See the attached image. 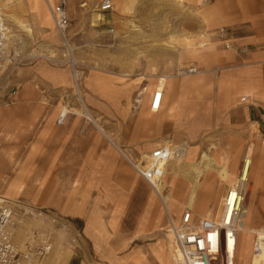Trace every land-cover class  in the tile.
I'll list each match as a JSON object with an SVG mask.
<instances>
[{"label": "rangeland", "instance_id": "obj_1", "mask_svg": "<svg viewBox=\"0 0 264 264\" xmlns=\"http://www.w3.org/2000/svg\"><path fill=\"white\" fill-rule=\"evenodd\" d=\"M33 2L40 5V0ZM43 2L47 11L43 8L42 17L47 24L42 23L31 0H0L3 15L11 13L29 28V31L22 29L5 17L7 37L0 66V198L14 206V240L24 249L33 232L48 233L53 242L49 262L72 253L73 261L83 259L85 264H168L166 219L160 198L112 151L88 118L89 112L100 125L98 112L87 100L85 78L92 70L123 75L124 82L139 87L129 104V113L137 116L141 106L134 112L133 99L143 101L145 91L155 86L158 77L187 78L186 85L193 93L195 89L190 87L195 86L198 75H219L225 68L207 71L200 68L192 76L172 77L179 65L193 66L183 63V52L195 51L194 42L186 34H180L179 16L165 15L163 8L152 9L145 1L140 4L143 13L128 16L132 20L125 21L123 29L117 32L118 46L105 48L100 41L90 40L88 32L77 31L78 23L69 19L70 57ZM91 11L95 25L102 15L96 8ZM50 49L53 51L49 52ZM35 59L67 67V83L52 90L35 80L21 81L23 71ZM72 61L80 72L78 87L84 107L73 88ZM142 87L145 90L139 95ZM65 107L71 113L58 124L56 118L61 110L66 111ZM186 141L194 152L185 144L179 145L165 162L160 180V191L170 193L166 203L174 217L184 208L199 215L219 208L224 190L235 180L247 149L252 157L249 180L252 182V174L261 169L264 188V137L257 129L233 126L221 116L219 123L201 129ZM100 161H103L101 168L96 165ZM232 163L235 166L229 170ZM175 177L181 186L179 191L170 189ZM256 186V183L247 186L243 209L247 208L251 217L245 226L264 230V190L259 193L262 204L257 205L256 201L250 208V193ZM188 201L190 207L186 206ZM28 207L42 214L33 216ZM51 216H56L60 223L52 222ZM72 233L79 235L74 249L66 244ZM249 236L242 233L244 256L240 260L237 254L236 264H247L246 254L253 238L252 234Z\"/></svg>", "mask_w": 264, "mask_h": 264}, {"label": "crops", "instance_id": "obj_2", "mask_svg": "<svg viewBox=\"0 0 264 264\" xmlns=\"http://www.w3.org/2000/svg\"><path fill=\"white\" fill-rule=\"evenodd\" d=\"M100 1L67 0L66 13L70 20H74V24L78 23L75 28L77 31L88 32L89 39L100 41L101 46L109 48L120 44L117 32L123 29L125 21L132 20L128 16L143 13L140 4L145 1L149 4L147 7L152 6V9L163 8L165 15L179 16L180 34H186L195 46V51L183 52V63H193L191 65H196L198 72L200 68L202 71L225 68L219 75H198L195 86L190 87L195 89L193 93L186 85L187 78L167 79L169 76L165 75L158 111H148L149 94L154 88L152 86L151 90L145 91L141 111L137 116H131L129 104L139 87L124 82L123 75L90 71L85 78L87 100L93 110L98 112L100 126L126 154L139 156L150 151L152 146L168 142L167 140L179 143L174 145L175 150L181 144L187 145L186 140L194 138L201 129L219 123L221 116L233 126L255 128L264 137V0H112V9L106 12L98 10ZM55 2L56 0H51L50 3ZM31 5L42 23L47 24L42 17L43 8L46 10L43 0H40L39 6H35L31 0ZM93 8L102 15V19L95 25L91 17ZM218 27L230 30V41L237 46L247 45L249 51L238 55L223 49L214 41L213 34ZM109 29L113 31L110 33ZM69 32L70 27L68 36ZM182 35L181 38H184ZM203 40L208 45L200 48L199 42ZM23 75L20 77L21 81L35 80L52 90L62 87L69 78L67 67L54 66L44 59L32 61ZM242 96H246V101H241ZM158 138L165 141L155 142ZM104 139L112 151L124 159L105 137ZM257 149L262 150V146ZM101 160L104 161L102 158ZM103 161L96 165L101 168ZM108 161L109 158L106 159V166ZM234 166L232 163L228 169L232 170ZM252 177L249 185L256 183L257 186L250 193L251 210L256 201L257 205L262 204L259 193L264 190L262 170L254 172ZM177 183V178H173L170 189L179 191L181 186ZM71 257L72 253L64 263H79L80 260L73 261ZM81 261L84 262L83 259Z\"/></svg>", "mask_w": 264, "mask_h": 264}, {"label": "built area", "instance_id": "obj_3", "mask_svg": "<svg viewBox=\"0 0 264 264\" xmlns=\"http://www.w3.org/2000/svg\"><path fill=\"white\" fill-rule=\"evenodd\" d=\"M47 8L52 16L54 27L60 36L65 48H70V39L67 34L70 20L66 13L67 0H56L51 4L45 0ZM112 0H101L98 6L100 12L110 11ZM113 30L109 29L111 33ZM215 42L223 49L235 52L238 55L246 54L249 51L247 45L237 46L230 41V30L225 27H218L213 34ZM7 37V22L5 16L0 12V66L4 60L5 41ZM208 42H199V47L203 48ZM72 66V83L75 95L79 98L84 107L78 83L80 72ZM196 65L182 68L178 66L173 72V76H189L196 74ZM158 77L152 92L148 98V110L157 112L161 103L164 88V78ZM162 78V83L160 80ZM246 96L241 97V101H246ZM142 100L135 97L131 104V109L136 112L141 106ZM66 111L59 112L56 121L63 123L66 116L71 113L67 107ZM86 118V117H85ZM174 152V145L171 142H163L139 156L132 157L121 152L120 154L130 165L134 172L150 187L159 182L163 177L165 162L170 159ZM252 164L251 153L245 152L241 159L240 168L237 171L235 180L228 185L222 198L220 206L213 212L196 214L189 208H184L180 215L175 218L166 209L164 234L168 245V254L171 264H235L237 254L242 242L243 216L242 211L247 199V177L244 169L250 171ZM242 169V173H241ZM241 173V174H240ZM29 213L33 216H40L42 212L36 208L28 207ZM52 222L60 223L56 216L49 217ZM15 224L14 206L7 200L0 198V264H62L49 262L47 259L53 252V242L50 235L37 231L30 235L27 246L21 249L14 240L12 227ZM262 229L252 233L250 244L251 253L259 254L264 243V233ZM79 235L72 233L66 240L68 248L74 249L78 246ZM68 264V263H63ZM78 264H85L79 261Z\"/></svg>", "mask_w": 264, "mask_h": 264}, {"label": "bare ground", "instance_id": "obj_4", "mask_svg": "<svg viewBox=\"0 0 264 264\" xmlns=\"http://www.w3.org/2000/svg\"><path fill=\"white\" fill-rule=\"evenodd\" d=\"M50 2H51V0H49ZM7 3L6 2H4V5H6ZM3 5V6H4ZM47 6V5H46ZM4 15H5V17L9 20V21H11L12 23H14V24H16L18 27H20V28H22V29H25V30H27V31H29V28H27L26 26H25V24H23L17 17H15L13 14H9V13H4ZM51 15V14H50ZM52 17V16H51ZM53 50L52 49H50V51L49 52H52ZM66 54H68L70 57L72 56L71 54V49L70 48H66ZM190 67V66H189ZM161 80H162V78H161ZM145 90V87H142V89H141V91L139 92V95L143 92ZM137 98V100H139L140 101V99L138 98V97H136ZM64 109V108H63ZM66 109V108H65ZM86 110V109H85ZM87 111V110H86ZM86 113V112H85ZM89 113V112H88ZM87 113V115H88V118L93 122V124H94V126L101 132V134H103L104 135V137L107 139V140H109L111 143H113L114 145H115V147L119 150V152L121 153V152H124L125 153V150H123V149H121V148H119L118 146H117V144L115 143V142H113V139L111 138V136H109V134H107L102 128H101V126L97 123V122H95V120L94 119H92V117L90 116V114H88ZM244 156V155H243ZM243 158V157H242ZM240 168V167H239ZM239 168H238V170H239ZM244 172H245V175H246V177H247V180H249V174H250V171L248 172V170L246 171L245 169H244ZM241 173H242V169H241ZM240 173V174H241ZM196 179H198L197 178V176H196ZM234 179V178H233ZM233 179L231 180V182H233ZM230 182V183H231ZM249 182V181H248ZM249 185V183L247 184V186ZM153 189L155 190V192H156V194L158 195V197L160 198V201H161V203H162V206L164 207V211H165V209L170 213V214H172L170 211H169V209H168V207H167V203H166V199H169L170 200V193L169 192H166V194H163L161 191H160V181L159 182H157V183H155L154 184V187H153ZM247 195H248V187H247ZM186 206L187 207H190L191 206V202L190 201H188V203L186 204ZM189 209H191V208H189ZM191 210H193V209H191ZM242 216H243V226L241 227V231H242V233H243V236L244 237H250L249 235H251L254 231H257V230H259V229H262V231L261 232H263L264 233V230H263V228H255V230H252V229H250V228H247L245 225H247V223L249 222V219H250V217H251V214H250V211L247 209V208H245V209H243V211H242ZM241 245H242V242H241ZM243 252V248L240 246V248H239V253H238V256H239V259L240 260H242L243 259V256H244V254L242 253ZM70 255V254H69ZM52 257V256H51ZM57 258V257H56ZM69 258V256H68V253L67 254H65V256L63 257V258H59V260L57 261V263H59L60 262V260H62L63 262L64 261H66L67 259ZM246 259H247V264H264V243H263V246H262V250H261V252L259 253V254H256V255H253L252 253H251V249L249 248V251H248V253L246 254ZM171 264V262H170V258L168 257V264ZM236 264V263H235Z\"/></svg>", "mask_w": 264, "mask_h": 264}]
</instances>
